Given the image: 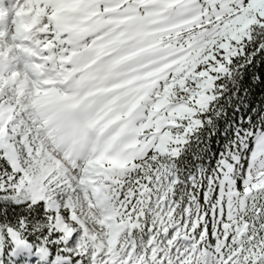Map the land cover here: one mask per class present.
I'll use <instances>...</instances> for the list:
<instances>
[{"label":"snow or ice","instance_id":"snow-or-ice-1","mask_svg":"<svg viewBox=\"0 0 264 264\" xmlns=\"http://www.w3.org/2000/svg\"><path fill=\"white\" fill-rule=\"evenodd\" d=\"M262 94L264 0H0V264H264Z\"/></svg>","mask_w":264,"mask_h":264},{"label":"trees","instance_id":"trees-1","mask_svg":"<svg viewBox=\"0 0 264 264\" xmlns=\"http://www.w3.org/2000/svg\"><path fill=\"white\" fill-rule=\"evenodd\" d=\"M264 100V94L258 96L256 98L255 107L260 108L261 107V101ZM247 107V105H245ZM242 115V114H241Z\"/></svg>","mask_w":264,"mask_h":264}]
</instances>
